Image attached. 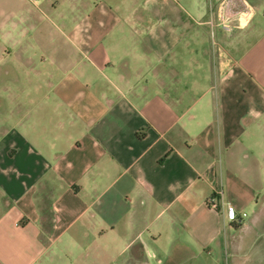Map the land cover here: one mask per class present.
<instances>
[{
  "label": "crops",
  "instance_id": "obj_1",
  "mask_svg": "<svg viewBox=\"0 0 264 264\" xmlns=\"http://www.w3.org/2000/svg\"><path fill=\"white\" fill-rule=\"evenodd\" d=\"M95 247L264 264V0H0V264Z\"/></svg>",
  "mask_w": 264,
  "mask_h": 264
},
{
  "label": "rangeland",
  "instance_id": "obj_2",
  "mask_svg": "<svg viewBox=\"0 0 264 264\" xmlns=\"http://www.w3.org/2000/svg\"><path fill=\"white\" fill-rule=\"evenodd\" d=\"M106 1L113 2L115 0H106ZM119 1L127 2L128 0H119ZM130 1L132 0H129V2ZM91 264H123V263L121 262L120 258L102 256L100 253H98V249L95 247L94 254L91 259Z\"/></svg>",
  "mask_w": 264,
  "mask_h": 264
},
{
  "label": "built area",
  "instance_id": "obj_3",
  "mask_svg": "<svg viewBox=\"0 0 264 264\" xmlns=\"http://www.w3.org/2000/svg\"><path fill=\"white\" fill-rule=\"evenodd\" d=\"M218 194L221 195L222 192L220 191ZM223 207H224L226 220L229 222H236L237 221V211L235 210V208L230 204H225L223 205Z\"/></svg>",
  "mask_w": 264,
  "mask_h": 264
}]
</instances>
